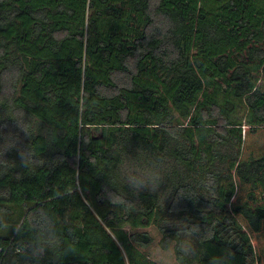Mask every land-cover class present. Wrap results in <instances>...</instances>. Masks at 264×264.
Returning a JSON list of instances; mask_svg holds the SVG:
<instances>
[{
	"label": "trees",
	"instance_id": "1",
	"mask_svg": "<svg viewBox=\"0 0 264 264\" xmlns=\"http://www.w3.org/2000/svg\"><path fill=\"white\" fill-rule=\"evenodd\" d=\"M262 80L264 0H0V124L36 162L12 149L0 163V264H23L28 235L13 229L38 211L76 241L62 264H148L149 230L172 238L176 220L202 230L186 264L225 248L232 264H260L264 154L243 150L245 127L264 129ZM157 157L159 192L134 195L122 163ZM109 181L133 210L108 202Z\"/></svg>",
	"mask_w": 264,
	"mask_h": 264
},
{
	"label": "clouds",
	"instance_id": "2",
	"mask_svg": "<svg viewBox=\"0 0 264 264\" xmlns=\"http://www.w3.org/2000/svg\"><path fill=\"white\" fill-rule=\"evenodd\" d=\"M12 119L15 122L14 127L26 136L31 135L29 127L23 122L22 115ZM7 127V124H0V139L4 141L3 147L0 148V163L6 165L7 161L3 159L5 153L16 149L21 166L25 168L35 167L34 153L30 149L18 147V135H13L11 131L6 133L5 128ZM120 174L124 184L134 195H139L144 190L157 193L165 182L167 165L163 157H157L143 164L126 160L120 167ZM109 185L115 188L111 181H109ZM202 186L206 190L207 196L214 199L215 187L204 181H202ZM185 194H187L185 189L181 188L175 198L176 202H179L181 196ZM104 195L116 209L131 211L134 208L135 202L128 200L127 195L117 189L112 191L106 187ZM167 226L176 229L175 236L165 238L162 226L157 236L150 237L151 242L145 245V252L143 253L148 264H186L187 258L196 254L197 243L202 238L199 223L189 224L186 220H176L168 222ZM13 231L18 237L28 235V239L22 241L19 252L16 253L23 264H42L45 258L49 259L50 264H62L67 255L78 253L75 239L68 240L65 238V235L58 228V222L54 215L48 211L33 213L26 222L18 223ZM233 255L231 249L225 248L222 254L211 255L208 264H232ZM12 264H16L15 259Z\"/></svg>",
	"mask_w": 264,
	"mask_h": 264
},
{
	"label": "rangeland",
	"instance_id": "3",
	"mask_svg": "<svg viewBox=\"0 0 264 264\" xmlns=\"http://www.w3.org/2000/svg\"><path fill=\"white\" fill-rule=\"evenodd\" d=\"M264 86V80L260 82ZM248 127H245V143L243 150V159H248L250 156H261L264 154V129H259L255 133H250ZM237 195L233 199L234 203L241 204L246 200L250 189L248 187L238 186ZM149 232L153 237L158 235L155 229H150ZM252 243L256 250L258 261L264 264V234H252Z\"/></svg>",
	"mask_w": 264,
	"mask_h": 264
}]
</instances>
